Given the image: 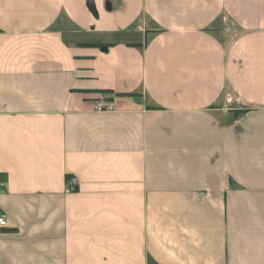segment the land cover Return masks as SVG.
Wrapping results in <instances>:
<instances>
[{"label": "crops", "instance_id": "0c3cea01", "mask_svg": "<svg viewBox=\"0 0 264 264\" xmlns=\"http://www.w3.org/2000/svg\"><path fill=\"white\" fill-rule=\"evenodd\" d=\"M0 212V264H264V0H0Z\"/></svg>", "mask_w": 264, "mask_h": 264}, {"label": "built area", "instance_id": "2783aa9c", "mask_svg": "<svg viewBox=\"0 0 264 264\" xmlns=\"http://www.w3.org/2000/svg\"><path fill=\"white\" fill-rule=\"evenodd\" d=\"M114 107V103L109 98H100L94 101L93 110L94 111H109L112 110ZM78 179L75 176H71L67 179L66 185L67 187L72 190L76 187ZM7 223L6 215L0 212V226H5Z\"/></svg>", "mask_w": 264, "mask_h": 264}]
</instances>
